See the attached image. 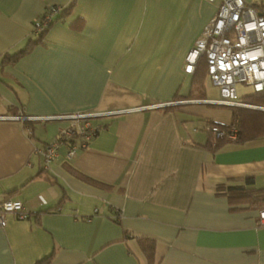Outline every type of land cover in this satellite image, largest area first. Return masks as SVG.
Here are the masks:
<instances>
[{
	"label": "crops",
	"instance_id": "0c3cea01",
	"mask_svg": "<svg viewBox=\"0 0 264 264\" xmlns=\"http://www.w3.org/2000/svg\"><path fill=\"white\" fill-rule=\"evenodd\" d=\"M220 2L0 0V200L29 212L0 229V264H148L139 238L156 241L155 264H264L260 209L218 190L264 189V137L215 150L207 126L233 110L184 70ZM52 6L61 14L35 34ZM79 114L99 133L47 167L45 147Z\"/></svg>",
	"mask_w": 264,
	"mask_h": 264
},
{
	"label": "built area",
	"instance_id": "2783aa9c",
	"mask_svg": "<svg viewBox=\"0 0 264 264\" xmlns=\"http://www.w3.org/2000/svg\"><path fill=\"white\" fill-rule=\"evenodd\" d=\"M215 2L216 0H207ZM62 7H49L34 25V33L49 29ZM201 58H205L210 82L218 88L220 99L210 103L230 107H246L238 95L237 87H250L254 93H264V10L245 0H221L216 14L204 28L200 38L185 58V72L194 74ZM74 125L61 129L59 139L45 147L46 166L57 156L62 145L68 146L67 158L73 159L78 150L86 149L99 133L90 115L70 116ZM207 130L217 139L234 142L238 131L223 130L216 125ZM18 220L29 217L28 209L19 200H0V229L7 226L8 216ZM260 226L264 227V208L259 211Z\"/></svg>",
	"mask_w": 264,
	"mask_h": 264
},
{
	"label": "trees",
	"instance_id": "16d2710c",
	"mask_svg": "<svg viewBox=\"0 0 264 264\" xmlns=\"http://www.w3.org/2000/svg\"><path fill=\"white\" fill-rule=\"evenodd\" d=\"M253 6L263 9V6L259 4H254ZM54 22L52 26L54 25ZM49 29L42 31L39 36L45 34ZM198 73L202 75V78L207 77L208 75L205 58H201L197 64L196 74ZM245 102L248 104L264 106V94L259 93L257 95L247 97ZM231 108L233 110L231 124L223 125L214 123V125H217L219 128L226 131L236 128L238 131V139L232 142L227 138L217 139L213 136L215 150L227 143L240 144L264 137V111L245 107L233 106ZM218 190H220L223 195L227 196L232 209L245 204L260 210L264 208V189H257L248 185H236L230 187H218ZM58 208L60 207L58 206L57 209ZM139 245L148 261V264H155L156 241L150 238H139ZM51 259L52 256H48L43 260L38 261L36 264H49Z\"/></svg>",
	"mask_w": 264,
	"mask_h": 264
},
{
	"label": "rangeland",
	"instance_id": "374dc122",
	"mask_svg": "<svg viewBox=\"0 0 264 264\" xmlns=\"http://www.w3.org/2000/svg\"><path fill=\"white\" fill-rule=\"evenodd\" d=\"M198 123V122H197ZM204 127V126H203ZM203 127L201 126V124H196V128H198V132L202 133L205 135V131L203 130Z\"/></svg>",
	"mask_w": 264,
	"mask_h": 264
}]
</instances>
